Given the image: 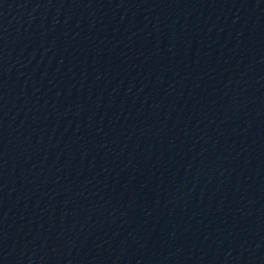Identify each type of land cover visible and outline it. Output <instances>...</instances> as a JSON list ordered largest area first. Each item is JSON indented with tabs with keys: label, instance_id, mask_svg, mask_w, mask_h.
Returning a JSON list of instances; mask_svg holds the SVG:
<instances>
[{
	"label": "water",
	"instance_id": "1",
	"mask_svg": "<svg viewBox=\"0 0 264 264\" xmlns=\"http://www.w3.org/2000/svg\"><path fill=\"white\" fill-rule=\"evenodd\" d=\"M0 264H264V0H0Z\"/></svg>",
	"mask_w": 264,
	"mask_h": 264
}]
</instances>
